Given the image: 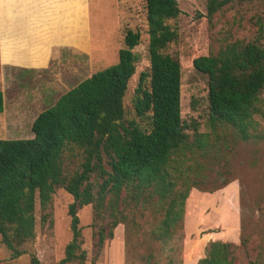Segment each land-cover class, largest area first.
<instances>
[{"label":"trees","instance_id":"obj_1","mask_svg":"<svg viewBox=\"0 0 264 264\" xmlns=\"http://www.w3.org/2000/svg\"><path fill=\"white\" fill-rule=\"evenodd\" d=\"M237 1L207 0L206 17L213 20ZM181 13L177 0H147L150 70L141 74L133 99L140 122L126 119L124 105L140 60L134 50L141 42L140 32L127 30L118 64L93 74L42 112L33 123V138L0 139V236L15 259L23 255L18 248L36 237L37 200L46 210L58 189L73 197L72 240L59 264H86L79 211L89 205L99 224L96 259L115 229L129 220L126 210L164 212L151 233L155 241L180 229L193 188L192 167L184 165L207 146L191 141V126L182 118V67L164 53L179 38L168 21ZM194 68L209 79L211 124L229 126L249 138L261 112L264 49L237 40L195 59ZM3 113L0 84V119ZM74 157L81 161L70 169L67 162ZM224 242H212L198 264H241V252L249 255V239L240 246ZM31 264H40L37 256Z\"/></svg>","mask_w":264,"mask_h":264},{"label":"rangeland","instance_id":"obj_2","mask_svg":"<svg viewBox=\"0 0 264 264\" xmlns=\"http://www.w3.org/2000/svg\"><path fill=\"white\" fill-rule=\"evenodd\" d=\"M90 2V49L86 54H64L40 77L33 74L37 79L30 83L22 79L6 83L13 87L5 90L0 139L33 138L32 124L40 113L80 82L118 64L127 30L140 32L141 42L134 50L140 60L124 105L126 119L140 122L133 99L141 74L150 70L147 0ZM177 2L182 13L168 24L177 30L179 38L164 53L179 60L182 67V118L191 126V141L207 143L206 153L198 152L193 156L195 160L184 165L192 167L189 175L193 187L184 221L171 237L155 241L151 233L164 212L160 208L146 214L126 210L129 220L115 229L114 238L106 241L96 259L94 236L99 224L94 206H86L79 211L83 249L88 253L86 264H198L215 237L237 246L242 239H249V255L242 251L240 263L264 264V92L261 112L254 117V127L245 139L229 126L211 124L209 79L194 68L195 59L216 54L222 46L237 40L255 42L264 49V0H238L213 20L206 17L207 0ZM80 161L74 157L67 163L73 169ZM72 203L73 197L64 189L56 191L46 210L37 200L35 239L19 247L23 255L15 259L0 236V264H31L32 256H37L40 264H59L72 240Z\"/></svg>","mask_w":264,"mask_h":264},{"label":"crops","instance_id":"obj_3","mask_svg":"<svg viewBox=\"0 0 264 264\" xmlns=\"http://www.w3.org/2000/svg\"><path fill=\"white\" fill-rule=\"evenodd\" d=\"M91 39L90 0H0L2 118L5 90L13 87L7 82L34 81L33 74L40 77L64 54H86ZM215 241L225 240L215 237Z\"/></svg>","mask_w":264,"mask_h":264}]
</instances>
